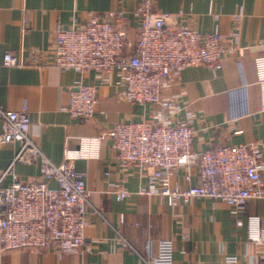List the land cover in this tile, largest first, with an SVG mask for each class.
Segmentation results:
<instances>
[{
    "label": "crops",
    "instance_id": "crops-1",
    "mask_svg": "<svg viewBox=\"0 0 264 264\" xmlns=\"http://www.w3.org/2000/svg\"><path fill=\"white\" fill-rule=\"evenodd\" d=\"M138 2L0 0V105L16 111L27 107L31 133L52 163H62L67 149H79L82 138L96 137L118 122L152 118L159 111L157 105L119 98L116 73L110 83L102 84L94 72L61 70L53 62L54 34L59 25L85 24L92 16L104 19L109 11L123 10L129 33L135 36ZM155 4L162 11H182L185 21L201 33L220 31L226 45L238 31L245 49L243 55L225 54L222 67L215 71L206 66L188 67L163 89V96L180 105L178 119L194 117L193 150L264 143L255 65V57L264 54V0H156ZM7 52L17 55L21 65L4 66ZM79 80L99 89V104L89 122L64 110L68 88ZM19 147V143L0 147V169L12 163ZM75 168L91 191L85 235L92 252L39 255L28 250L9 251L0 257V264H146L157 252L160 238L173 240L174 264H264V241L250 240L248 223L249 216H258L264 228V197L249 200L234 214L227 204L210 198H194L172 207L157 196L138 195L146 178L135 167L121 165L110 140L101 144L98 157L78 159ZM189 173L188 181L181 170L174 183L183 188L196 185L198 167ZM39 176L40 161L18 163L5 184ZM50 184L56 186L53 181ZM120 186L131 191L124 201L115 197ZM237 220L243 225L238 227ZM228 257L237 261L230 262Z\"/></svg>",
    "mask_w": 264,
    "mask_h": 264
},
{
    "label": "built area",
    "instance_id": "built-area-1",
    "mask_svg": "<svg viewBox=\"0 0 264 264\" xmlns=\"http://www.w3.org/2000/svg\"><path fill=\"white\" fill-rule=\"evenodd\" d=\"M155 2L139 0L134 12L139 21L135 36L129 33L125 11H109L104 19L92 16L85 24L59 25L52 52L53 62L61 70L94 72L102 84L110 83L116 73L118 97L133 104L157 105L159 111L152 118L118 122L96 137L82 138L80 148L67 149L64 161L56 165L32 135L27 107L16 111L0 105V147L20 145L12 163L0 169V257L24 250L39 255L92 252L85 235L91 191L75 162L98 157L101 144L108 140L121 165L135 167L146 178L138 195L157 196L172 207L194 198H210L227 204L234 214L249 200L264 197V143L221 145L196 152L192 148L193 115L178 119L180 105L162 95L188 67L206 66L215 71L222 67L225 54L243 55L239 32L234 31L226 45L220 31L201 33L185 21L182 11H162ZM3 65L15 67L21 61L7 52ZM255 65L264 114V54L255 57ZM98 91L96 85L76 81L68 88L64 110L82 122L91 121L99 104ZM38 161L39 177L5 184L15 164ZM194 166L198 167L196 185L183 188L174 183L181 170L189 181ZM114 193L117 201L131 196L122 186ZM248 223L250 240L264 241L260 218L249 216ZM236 225L243 222L237 220ZM151 246L147 244L149 251ZM228 260L235 263L237 258ZM146 264H174L173 240L158 239L157 252Z\"/></svg>",
    "mask_w": 264,
    "mask_h": 264
}]
</instances>
